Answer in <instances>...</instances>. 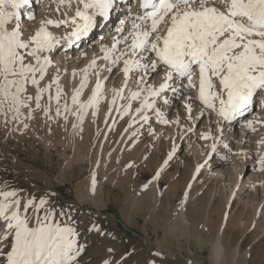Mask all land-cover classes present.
I'll return each instance as SVG.
<instances>
[{"label": "rangeland", "instance_id": "rangeland-1", "mask_svg": "<svg viewBox=\"0 0 264 264\" xmlns=\"http://www.w3.org/2000/svg\"><path fill=\"white\" fill-rule=\"evenodd\" d=\"M114 27L111 24L110 31ZM109 66L110 62L102 69ZM120 67L122 62L111 73L101 71L104 87L111 81L115 85ZM53 77L47 71L40 87ZM79 86L76 83L74 90ZM73 92L65 89L69 104ZM92 92L85 88L80 100L87 101ZM104 92L98 108H90L82 122L71 115L67 121L49 119L42 109L33 111L32 118L23 109L22 121L5 123L0 118V185L16 189L22 206L24 197L37 202L46 198L48 204L38 215L51 211L54 222L76 230L82 264H264L261 195L247 199V192L238 187L222 192L220 180L194 178L196 163L190 152L195 143L189 129L182 136L178 132L167 139L158 136L159 140L149 132L147 122L132 123V113L122 116V109H117L123 100L110 105ZM29 93L35 95V89L29 87ZM47 100L45 95L41 104ZM54 109L53 104L49 115H55ZM59 129V137L54 136ZM243 156L237 162L244 165V181L255 167L251 168L253 159ZM217 242L222 248L220 259L214 255ZM108 252L113 254L106 257Z\"/></svg>", "mask_w": 264, "mask_h": 264}, {"label": "snow or ice", "instance_id": "snow-or-ice-1", "mask_svg": "<svg viewBox=\"0 0 264 264\" xmlns=\"http://www.w3.org/2000/svg\"><path fill=\"white\" fill-rule=\"evenodd\" d=\"M57 2L62 6L75 2L74 16L70 20H46L25 38L21 22L31 0H0V118L5 123L22 121L23 109L29 110L27 118L42 109L49 119L63 117L67 121L71 115L82 122L87 111L98 108L103 99L101 71L111 73L121 62L124 82L113 90L111 104L126 101L117 110L122 109V116L132 113V123H146L148 111L161 115L157 99L167 105L169 100L162 94H175L181 87L196 89V99L204 108L225 121L235 119L251 107L254 97L264 95V0H141L143 11L132 20L128 36L122 38L128 47L106 49L103 59L111 66L104 69L98 70L93 60L83 70L71 104L66 98L62 103L64 93L58 76L40 87L51 64L46 53L58 43L48 26L59 28L70 22L75 27L69 38L79 40L109 19L119 0ZM28 16L34 19L30 12ZM120 42L117 40V44ZM90 73L97 81L90 98L81 101ZM161 73L163 82L158 87L148 84V77ZM130 79L136 90L129 89L125 95ZM29 87L35 89V95L29 93ZM45 95L48 100L42 105ZM134 101H139V106L133 111ZM53 104L54 116L49 115ZM186 107L191 112V106ZM260 164L264 165V157ZM47 204L46 198L38 202L28 198L22 206L16 189L0 185V264H79L83 248L75 239L76 230L54 222L51 211L38 215Z\"/></svg>", "mask_w": 264, "mask_h": 264}, {"label": "bare ground", "instance_id": "bare-ground-1", "mask_svg": "<svg viewBox=\"0 0 264 264\" xmlns=\"http://www.w3.org/2000/svg\"><path fill=\"white\" fill-rule=\"evenodd\" d=\"M130 2L131 0H119L118 6H116L114 11L110 14L109 19L100 23L98 27L93 28L79 40L69 38L75 27L70 22L67 25H61L59 28L52 27L51 25L48 26V30L54 35L55 40L58 43L51 52L46 53V55H48L51 60V64L47 71L54 73L55 78L57 76L60 77L59 85L63 89L64 95L65 89L72 92L74 91L75 84H80L82 77L84 76L83 70L88 68L93 60L96 61L98 70L109 64L108 61L103 59L106 54V49H111L114 45L117 49H126L128 47V45L123 42L122 38L128 36V32L131 29L132 20L143 11V9L140 8L141 0H132V6L129 5ZM57 9H59V11ZM75 10V2H73L71 5H68L66 2L65 5L62 6L57 2V0H31L28 10L25 11L21 22V28L24 31L25 38L38 30L41 27L42 22L46 20H70V18L74 16ZM29 12L34 17V19H29ZM113 23H115V27L112 31H110L111 24ZM121 28L124 29L123 32L118 31ZM107 31L110 32L107 33ZM89 36H92V41L90 42L87 40ZM117 40H120L121 42L117 44ZM130 42L131 37H128V43ZM116 55H119V52H117ZM74 73L76 74L75 76L73 75ZM162 76L157 77L155 74H153L152 76L148 77V84L153 87H158L159 84L163 82ZM95 77V75L91 73L89 74V82L86 88L94 89V83H96L94 82V79H96ZM115 80V85L111 81V85L107 87L103 86V92L105 91L104 94L107 93L105 98L108 99L106 100L110 105H112L111 100L113 96V90H115V88L117 89L118 87H122L123 85V73ZM45 82L47 83V80H45ZM128 82L129 84L128 88L125 89V95L129 94V89L133 91L136 90L132 79H130ZM177 84H179V82H177ZM217 87H219V85H217ZM54 91L55 85L52 89L53 94ZM162 95L169 100V103L167 105H161V101L159 100V108H157L161 115H157L153 111H148L147 114L149 116V120L147 123L149 128H147L149 129V132L153 133L157 137L159 136L167 139L168 137H171L172 134L178 132L181 133L182 136L184 131L189 129V131L192 133L194 139L193 141L195 143V147L192 149V152H190V154L194 156L192 157L196 163H194L196 165V172L193 175L194 178L197 175H201L202 177L206 176V178L209 180L215 178L216 180H220L222 184V192L225 190L227 191V189L229 190L228 187L231 188L232 186H235L238 187V190L240 188L245 193L247 192L246 197L244 198L248 199L252 195L255 197L261 195L262 201L264 202V165L260 164L261 158L264 157V155H262L264 150V148L262 150V147L264 146V143H262V141H264V95H258L254 97L251 107L244 110L231 121H225L215 112L206 110L204 105L196 99V89H186L181 87L175 94L171 91H167ZM64 97L65 96L62 97V103L65 99ZM188 97H191V99H188ZM256 101L258 104L255 106ZM125 104L126 101L123 100L121 105ZM186 105L191 106V112H189ZM134 106L137 108L139 106V101L132 102V108ZM202 110L206 116L205 120H203L200 115ZM194 112H196L195 117L192 118ZM165 119L168 120L169 123H163ZM249 123L252 124L251 128L248 127ZM57 125L58 123L56 126ZM53 127L55 128V124ZM58 128L59 127H57V129ZM60 128L62 127L60 126ZM60 131L61 129H59L58 132L55 131L56 133L54 136L57 137L60 135ZM64 134L65 133L63 131V135ZM67 135L69 136V134ZM206 135L210 136L211 138L204 139L203 137ZM213 145H215V148H213ZM174 150H178V147L175 146ZM201 153H203L202 158H200ZM240 155H242V157H244L243 155H247L254 160L251 167H255L253 170L254 172H252L244 181L241 176L244 165L241 166L240 163L237 162V159ZM234 164L235 166H232ZM229 165H231V167L227 168ZM235 171H238L237 176H233V172ZM189 185L185 190L186 192H189L191 187V185ZM187 194L188 193H185V199L183 200L184 203L182 202L183 204L186 202ZM232 196L233 193L230 194V198H232ZM26 198L27 197L23 198L24 201ZM214 246V255L218 256L220 259L222 254L221 245L219 242H217ZM110 253L113 254V252H108L106 257H109ZM81 259H83V257ZM79 264L82 263L79 262ZM90 264H97V262L95 261Z\"/></svg>", "mask_w": 264, "mask_h": 264}]
</instances>
